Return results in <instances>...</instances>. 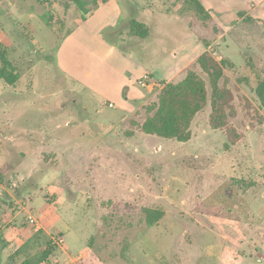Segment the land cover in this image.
Returning <instances> with one entry per match:
<instances>
[{"label": "rangeland", "instance_id": "1", "mask_svg": "<svg viewBox=\"0 0 264 264\" xmlns=\"http://www.w3.org/2000/svg\"><path fill=\"white\" fill-rule=\"evenodd\" d=\"M64 1L0 0L20 73L0 81V264L37 256L44 243L9 259L38 231L54 247L42 264H264V0H198L207 21L175 0H110L81 21ZM205 52L223 63L236 142L209 105L186 143L140 133L131 121ZM146 208L163 213L151 228Z\"/></svg>", "mask_w": 264, "mask_h": 264}, {"label": "trees", "instance_id": "2", "mask_svg": "<svg viewBox=\"0 0 264 264\" xmlns=\"http://www.w3.org/2000/svg\"><path fill=\"white\" fill-rule=\"evenodd\" d=\"M109 0H91L93 5L89 9L87 0H65L64 10H68L73 4L81 15V21H85L100 5ZM179 3L189 5L203 20L210 18L205 7L198 0H175ZM43 4H51L50 0H39ZM47 27L54 23L52 15L44 17ZM71 31L67 33L69 35ZM129 34L133 37L145 39L150 32L145 25L131 20L129 22ZM20 78L9 61L5 50L0 46V81L8 86H14ZM256 94L261 105L264 107V81H261L256 89ZM233 99L232 91L228 87V80L224 71L223 63L218 62L209 53L201 54L195 63V69H188L185 76L178 82L165 84L158 92L156 101L145 106V119L141 124L131 121L140 133L146 136H154L161 139L173 140L178 143H186L191 139V125L198 113L210 106L209 124L213 130L222 131L228 142L233 144L237 140L238 133L229 123V119L235 116L231 105ZM133 134L127 133L128 137ZM224 195V191L221 196ZM228 204H232L230 197H223ZM143 222L146 228L155 226L163 217L162 211L152 208L142 210ZM45 244L43 250L35 257H27L20 264H42L45 263L54 251V247L48 238L38 231L32 238L26 241L18 249H14L9 259L17 258L31 245ZM130 244L129 242L126 245Z\"/></svg>", "mask_w": 264, "mask_h": 264}, {"label": "crops", "instance_id": "3", "mask_svg": "<svg viewBox=\"0 0 264 264\" xmlns=\"http://www.w3.org/2000/svg\"><path fill=\"white\" fill-rule=\"evenodd\" d=\"M109 1H110V0H109ZM109 1H108V2H109ZM108 2H107V3H108ZM107 3H106V4H107ZM97 10H98V9H97ZM97 10H96V11H97ZM96 11H94L93 13H95ZM71 36H72V35H71Z\"/></svg>", "mask_w": 264, "mask_h": 264}, {"label": "built area", "instance_id": "4", "mask_svg": "<svg viewBox=\"0 0 264 264\" xmlns=\"http://www.w3.org/2000/svg\"><path fill=\"white\" fill-rule=\"evenodd\" d=\"M109 107H112V105H111V104H109Z\"/></svg>", "mask_w": 264, "mask_h": 264}]
</instances>
